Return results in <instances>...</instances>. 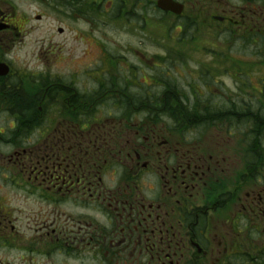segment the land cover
Segmentation results:
<instances>
[{
  "label": "flooded vegetation",
  "instance_id": "af4514ba",
  "mask_svg": "<svg viewBox=\"0 0 264 264\" xmlns=\"http://www.w3.org/2000/svg\"><path fill=\"white\" fill-rule=\"evenodd\" d=\"M177 1L0 0V264H264V0ZM165 15L180 42L192 20L212 43L252 36L253 62L218 43L189 97ZM53 16L126 32L37 65L26 37Z\"/></svg>",
  "mask_w": 264,
  "mask_h": 264
},
{
  "label": "rangeland",
  "instance_id": "374dc122",
  "mask_svg": "<svg viewBox=\"0 0 264 264\" xmlns=\"http://www.w3.org/2000/svg\"><path fill=\"white\" fill-rule=\"evenodd\" d=\"M23 4L26 6V14H30L32 18H34L35 13L42 11L40 7L33 3L30 4L29 1ZM119 22L121 24H119ZM119 22L109 18H104L102 22H98L96 24H93L92 26L86 25L84 23L79 25L66 16H60L56 18L55 16H53L49 19L43 17L39 21H33L32 23L36 26V29L26 38L32 39V47H30L29 50L33 49L34 51H36L34 63L37 65H42L45 64L46 61H50L53 64H60L58 58L63 59L70 56L81 55L84 50H92L95 46L94 41L99 42L98 38L100 37L97 36L98 33L113 34L115 36H111V38L115 39L116 42H119V40L124 38L122 34L126 32L123 21L121 20ZM169 22L170 18L164 17L162 32L164 36H166L167 32H169V39L172 40V32L176 34L177 30H172V32H170L168 29ZM182 22L184 21H178V23ZM58 27L63 28L62 33L57 31ZM194 29V27H190L187 30L185 28L184 33H181L183 37L182 44L184 46H181V44L177 45L173 40L172 42L175 43L176 46L186 49H190L191 47L195 49L194 45L200 47L201 49L203 48V45L205 43H207V45H204L205 48L201 52L194 50L186 52V55H188V57H186L185 59V64L179 65L176 69L171 68V72L166 71L167 74L171 75V78L175 80L177 87L181 88L189 97H191V94L189 93L191 91V87L188 84L191 83L192 86L195 85L194 82L196 80V67H198L199 63H203L206 61L208 62L207 55L212 48L211 45H209L211 40L206 39L209 38L207 32L204 29H200L198 31ZM81 35L83 36L81 37ZM79 36L83 39L82 42L79 41L80 39H77ZM192 36L193 38L197 39L195 41H189ZM75 39L77 40L75 41ZM100 39L104 43L107 42L104 38ZM169 39H164L163 45H165L166 48L170 50H176V47L170 44L171 42L169 41ZM217 39L220 40L214 41L215 44L217 45L220 42L224 43L225 48L229 50L231 49L232 53L237 54V56H235L236 59L242 60L244 63L253 62V56H251V53L254 50V47L252 44L243 42L246 39L242 41L237 37L230 38V36L228 35L225 36L224 32L218 34ZM89 40L92 41V44H89ZM239 50L240 52H235ZM39 54L42 59H39ZM149 54H153V52H149ZM151 58H153V56L146 57V64H149L147 61H151ZM231 64H233V62ZM160 73L161 72L157 70L156 72H148L146 74L144 73V75L148 80H156V76H159ZM249 80L251 82V86L256 88L259 86L258 80L255 78V76H252L251 78H249ZM221 81L223 82L222 87H224V91L228 90V93L234 92L235 81L232 80L230 75L222 76ZM216 96H219V94H216Z\"/></svg>",
  "mask_w": 264,
  "mask_h": 264
},
{
  "label": "water",
  "instance_id": "95a60500",
  "mask_svg": "<svg viewBox=\"0 0 264 264\" xmlns=\"http://www.w3.org/2000/svg\"><path fill=\"white\" fill-rule=\"evenodd\" d=\"M157 5L164 11H168L177 15L180 14L183 9L182 4L174 0H158Z\"/></svg>",
  "mask_w": 264,
  "mask_h": 264
},
{
  "label": "trees",
  "instance_id": "16d2710c",
  "mask_svg": "<svg viewBox=\"0 0 264 264\" xmlns=\"http://www.w3.org/2000/svg\"><path fill=\"white\" fill-rule=\"evenodd\" d=\"M253 37L252 36H248L247 39L243 42L245 43H249V44H252L253 43ZM253 45V44H252ZM188 104L184 103L183 101L180 102V107H182L184 109V111L187 113V114H190V111L188 109ZM258 114H260V118H259V130H263V127H264V117L262 116V112H264V105H260V110L257 111Z\"/></svg>",
  "mask_w": 264,
  "mask_h": 264
}]
</instances>
